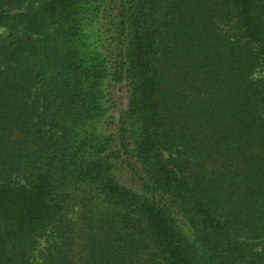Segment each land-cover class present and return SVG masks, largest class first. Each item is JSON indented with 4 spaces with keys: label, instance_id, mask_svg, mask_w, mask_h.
Listing matches in <instances>:
<instances>
[{
    "label": "trees",
    "instance_id": "16d2710c",
    "mask_svg": "<svg viewBox=\"0 0 264 264\" xmlns=\"http://www.w3.org/2000/svg\"><path fill=\"white\" fill-rule=\"evenodd\" d=\"M0 264H264V0H0Z\"/></svg>",
    "mask_w": 264,
    "mask_h": 264
},
{
    "label": "rangeland",
    "instance_id": "374dc122",
    "mask_svg": "<svg viewBox=\"0 0 264 264\" xmlns=\"http://www.w3.org/2000/svg\"><path fill=\"white\" fill-rule=\"evenodd\" d=\"M75 210H76V207L74 206V207L72 208V212H71V211L69 212V215L72 216V217H73L74 215H76Z\"/></svg>",
    "mask_w": 264,
    "mask_h": 264
}]
</instances>
